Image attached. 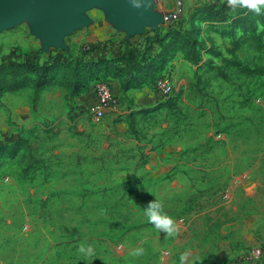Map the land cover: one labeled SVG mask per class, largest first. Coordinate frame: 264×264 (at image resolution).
Listing matches in <instances>:
<instances>
[{"label": "rangeland", "instance_id": "rangeland-1", "mask_svg": "<svg viewBox=\"0 0 264 264\" xmlns=\"http://www.w3.org/2000/svg\"><path fill=\"white\" fill-rule=\"evenodd\" d=\"M211 1L228 3L153 0L172 20L130 38L93 7L64 49L44 51L29 21L0 32V65H55V78L91 47L141 43L162 59L143 87L157 92L168 76L173 86L158 104L109 111L100 123L65 86L3 98L0 264H181L185 252L184 264H229L264 250V6H235L233 20L208 23L195 9ZM172 28L192 34L197 62L188 42L166 38ZM111 72L101 81L110 88ZM154 200L175 219L174 236L148 222ZM135 248L143 254L131 257Z\"/></svg>", "mask_w": 264, "mask_h": 264}, {"label": "trees", "instance_id": "trees-1", "mask_svg": "<svg viewBox=\"0 0 264 264\" xmlns=\"http://www.w3.org/2000/svg\"><path fill=\"white\" fill-rule=\"evenodd\" d=\"M235 9L236 7L229 5L227 2L211 1L199 5L195 11L199 16H204L208 23H225L233 20L236 15L234 14ZM169 34L178 36V38L189 43L191 49L188 57L191 60L198 61L194 60L193 54L198 55L200 59V54L194 46L196 40L190 32L177 31L172 28L166 35V38ZM123 44L124 55L122 58L114 61V63L113 61H103L87 64L81 60L73 59L75 61L71 63L61 64L65 67L66 72L60 78H55L51 73L55 65L47 67L19 62H11L6 65L2 64L0 65V103L7 94H16L29 88H33L34 92L38 93L55 85L65 86L68 89V96L74 99L86 92L91 84L106 79L112 73V70L114 71V77L121 82V88L124 92L141 88L147 79L150 78L151 80L153 73L156 74V70L158 69L156 64L162 59H158L157 61L154 59L149 60L146 56L148 51L142 52L135 44L127 43L125 40ZM163 45V40L161 39V46ZM116 62H122L124 67H116ZM243 71L248 73L254 72L249 67H244ZM140 73H144L145 75L142 78L137 77V74ZM140 112L147 113L149 111Z\"/></svg>", "mask_w": 264, "mask_h": 264}, {"label": "water", "instance_id": "water-1", "mask_svg": "<svg viewBox=\"0 0 264 264\" xmlns=\"http://www.w3.org/2000/svg\"><path fill=\"white\" fill-rule=\"evenodd\" d=\"M93 7L105 10L106 21L128 38L172 20L155 11L153 0H0V32L29 21L44 51L64 49L65 36L90 25L85 12Z\"/></svg>", "mask_w": 264, "mask_h": 264}, {"label": "crops", "instance_id": "crops-1", "mask_svg": "<svg viewBox=\"0 0 264 264\" xmlns=\"http://www.w3.org/2000/svg\"><path fill=\"white\" fill-rule=\"evenodd\" d=\"M136 44L137 47L141 49L142 46ZM143 51V50H142ZM91 52L88 55L82 56L81 60L87 64H92L96 62H103L109 59H120L124 55V44L121 41H114L110 45L103 46L100 44V47L94 46L91 47ZM159 55V53H157ZM147 59L152 60L155 58L154 50H151L147 53ZM118 66H123L122 62L117 63ZM114 82L110 83L115 90L119 91L117 96L121 99V105L117 111L125 110L126 108L130 109V112L133 110H138L139 108H148L154 106L160 102L161 96L153 91L149 86H144L142 88H135L124 92L121 88V82L117 79H113ZM100 83H93L89 89L81 94V96L74 98L73 100L77 102L79 111L88 110L94 101V93L96 85ZM111 87V88H112ZM3 100V99H2ZM2 103V101H1ZM0 103V108L2 104ZM126 112V111H125Z\"/></svg>", "mask_w": 264, "mask_h": 264}, {"label": "built area", "instance_id": "built-area-1", "mask_svg": "<svg viewBox=\"0 0 264 264\" xmlns=\"http://www.w3.org/2000/svg\"><path fill=\"white\" fill-rule=\"evenodd\" d=\"M169 76L158 78L155 88L162 98L172 94L173 86ZM121 105V99L114 94L113 90L105 82H100L95 87L94 101L88 108L91 120L100 123L109 111H117ZM264 250L261 247L253 249L246 257H237L229 264H258L263 257Z\"/></svg>", "mask_w": 264, "mask_h": 264}, {"label": "clouds", "instance_id": "clouds-1", "mask_svg": "<svg viewBox=\"0 0 264 264\" xmlns=\"http://www.w3.org/2000/svg\"><path fill=\"white\" fill-rule=\"evenodd\" d=\"M228 3L235 6L247 7L254 10L257 14L261 12V6H264V0H228ZM148 222L156 229L161 230L167 236H174L177 232V225L175 219L163 211V205L158 201L154 200L149 202L148 206L144 209ZM79 252L85 256L91 255L93 249L91 246H81ZM143 248L131 249L129 255L131 257H139L143 254ZM188 253L181 254V264L187 260Z\"/></svg>", "mask_w": 264, "mask_h": 264}]
</instances>
